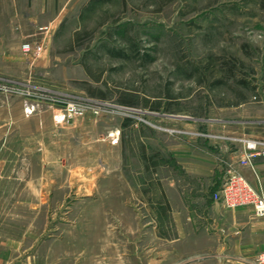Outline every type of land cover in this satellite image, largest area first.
<instances>
[{"label": "rangeland", "instance_id": "374dc122", "mask_svg": "<svg viewBox=\"0 0 264 264\" xmlns=\"http://www.w3.org/2000/svg\"><path fill=\"white\" fill-rule=\"evenodd\" d=\"M56 1L31 23L33 5L0 0V240L19 242L22 261L115 264V188L136 209L133 237L117 241L131 261L116 264H157L137 238L153 218L161 264H205L150 209L155 163H171L169 145L264 144V0Z\"/></svg>", "mask_w": 264, "mask_h": 264}, {"label": "crops", "instance_id": "0c3cea01", "mask_svg": "<svg viewBox=\"0 0 264 264\" xmlns=\"http://www.w3.org/2000/svg\"><path fill=\"white\" fill-rule=\"evenodd\" d=\"M24 2L33 5L34 14L26 17L31 23L38 19L36 12L39 13V17H44L47 11L50 13L57 4L56 0H24ZM12 3L18 4V0H12ZM117 129L114 130L113 139L118 135ZM111 146L118 149L116 143H111ZM167 149L169 154H172L169 157L171 163L165 162L164 159L156 161V177L153 178V185L156 188L150 192L149 197L153 206L151 210L153 208V211L159 214L164 211L171 215L173 244L188 247L191 255L203 254L205 264H257L258 255L264 251V218L257 217L254 209L248 206L234 210L226 209L215 201L213 196L226 180L229 164L237 166L252 185L261 184L264 189V156L253 160L254 171L240 164L244 159L241 146L169 145ZM146 161L149 168L145 165L144 170L152 171L151 163L147 159ZM169 165H172V170H169L170 176L160 174ZM176 167L181 168V175L175 171ZM125 184L130 186L128 180ZM127 191L129 190L125 191V197L128 196ZM122 196L123 193L115 188L109 191V198L112 199V205L110 204L108 208L109 243L113 246L112 261L115 264L118 260L131 261L128 254L124 256L120 254L117 258V241L118 236L122 239L123 234L125 244L127 239L133 237V228L130 230L128 222L134 219L133 215L136 214V209L128 201L125 205H117V198ZM142 208L149 212L146 204H143ZM130 213H132L131 217L128 215ZM153 219L145 223L147 227L141 230L143 233L137 238L146 247H151L152 253L156 254V258L152 261L161 264L165 260L164 245L168 238L159 233L157 222ZM118 222L122 225L120 232L117 229ZM123 227L124 233H122ZM128 231L131 236L128 235ZM0 247V264H37L34 257L22 261L15 255L20 247V243L16 240L2 239ZM136 256H133L132 261ZM145 256L144 260L148 261V256L146 254ZM91 260L87 259V261Z\"/></svg>", "mask_w": 264, "mask_h": 264}, {"label": "built area", "instance_id": "2783aa9c", "mask_svg": "<svg viewBox=\"0 0 264 264\" xmlns=\"http://www.w3.org/2000/svg\"><path fill=\"white\" fill-rule=\"evenodd\" d=\"M23 50L25 53L40 55L43 47L40 44L25 43ZM69 111L70 113L77 112L73 106ZM260 156H264V144L247 141V145L244 146L243 162L255 171L253 160ZM227 174L226 180L215 194L214 199L230 210L246 206L252 207L257 217L264 218V189L262 185H252L237 168L231 167ZM256 263L264 264V251L258 255Z\"/></svg>", "mask_w": 264, "mask_h": 264}, {"label": "trees", "instance_id": "16d2710c", "mask_svg": "<svg viewBox=\"0 0 264 264\" xmlns=\"http://www.w3.org/2000/svg\"><path fill=\"white\" fill-rule=\"evenodd\" d=\"M96 0H93L92 2H95Z\"/></svg>", "mask_w": 264, "mask_h": 264}]
</instances>
